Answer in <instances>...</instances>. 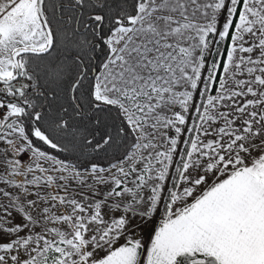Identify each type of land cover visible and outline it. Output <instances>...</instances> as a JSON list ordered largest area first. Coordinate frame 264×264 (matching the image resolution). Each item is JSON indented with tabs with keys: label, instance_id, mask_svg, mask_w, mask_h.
Here are the masks:
<instances>
[{
	"label": "snow or ice",
	"instance_id": "snow-or-ice-1",
	"mask_svg": "<svg viewBox=\"0 0 264 264\" xmlns=\"http://www.w3.org/2000/svg\"><path fill=\"white\" fill-rule=\"evenodd\" d=\"M0 264H264V0H0Z\"/></svg>",
	"mask_w": 264,
	"mask_h": 264
},
{
	"label": "rangeland",
	"instance_id": "rangeland-1",
	"mask_svg": "<svg viewBox=\"0 0 264 264\" xmlns=\"http://www.w3.org/2000/svg\"><path fill=\"white\" fill-rule=\"evenodd\" d=\"M223 178V177H222ZM145 239H147V235L145 236Z\"/></svg>",
	"mask_w": 264,
	"mask_h": 264
}]
</instances>
